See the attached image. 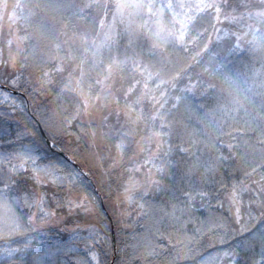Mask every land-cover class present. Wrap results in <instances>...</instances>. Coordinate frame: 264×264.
I'll list each match as a JSON object with an SVG mask.
<instances>
[{"label": "trees", "instance_id": "1", "mask_svg": "<svg viewBox=\"0 0 264 264\" xmlns=\"http://www.w3.org/2000/svg\"><path fill=\"white\" fill-rule=\"evenodd\" d=\"M9 1L23 49L18 73L3 62L0 80L26 96L30 113L21 95L10 94L21 107L0 104V252L13 251L0 264H111L108 217L114 264H264V17L248 12L255 0H207L203 11L196 0ZM91 103L105 112L98 124ZM147 135L158 138L145 160L152 189L123 199ZM26 150L77 181L42 180L17 163ZM76 195L95 200L97 221L73 208ZM94 223L102 235L85 238Z\"/></svg>", "mask_w": 264, "mask_h": 264}, {"label": "rangeland", "instance_id": "2", "mask_svg": "<svg viewBox=\"0 0 264 264\" xmlns=\"http://www.w3.org/2000/svg\"><path fill=\"white\" fill-rule=\"evenodd\" d=\"M218 3V0H215ZM13 1L9 0H1L0 2V42L2 41V34L3 32L6 34V38L9 37V39L5 42V44L0 45V64L5 62L9 65V67L13 68L18 73V65H19V57H20V51L23 49V44L21 37L18 35V30L16 29V24L18 23L20 17L18 15V4L16 2H13L11 6L9 5ZM11 8V9H10ZM248 12L253 13L254 17L262 18L264 15H260L261 12H264V1L263 0H255L252 1L250 7H248ZM226 16L230 15L228 12H225ZM243 14L239 13L236 15L237 18H241ZM5 26V27H4ZM13 31V32H10ZM6 50V54L4 57L3 50ZM109 76L105 78L107 80ZM0 83L4 84L3 80H0ZM19 83V77H14L10 80L11 85H17ZM7 85L8 84H4ZM0 104H9L12 107H21V104L12 98V96L0 89ZM89 111L91 115V120L95 123H100L101 116H105V112L100 109L97 105L94 103H91L89 106ZM100 126V125H98ZM157 137L155 135H147L144 136L142 141L138 144L137 147V153L135 155L136 165L133 168L132 171V178L130 179L129 186L127 188V193L123 196V199L125 197H131L133 194L137 192L147 193L151 191L152 184L154 182L155 176L151 172L150 168L148 167V164L146 163V159L153 155L156 152V148L158 145ZM17 163H19L20 166H26L29 165L30 167H33L34 170L37 171L38 177H40L44 181H59L62 183L70 184L72 181H77L78 175L74 174L73 176H64L61 174V172L56 168H46L45 166H41L37 158L29 153L28 150L21 152L16 157ZM145 161V162H144ZM148 161V160H147ZM127 198V199H128ZM71 205L74 207H81L85 209L89 214L90 218L93 222L97 221V203L95 200L88 196H82V195H76L71 199ZM37 214L41 218L47 217L48 213L43 210L41 205L39 206L37 202ZM120 208V206H119ZM124 211V210H123ZM121 212V211H120ZM93 225V224H92ZM95 227V228H94ZM94 227H92L90 232H88L87 236L85 238H89L91 235H102L100 231H96L98 227L94 223ZM83 229H76L75 236L77 238L82 237L84 234L83 232L79 231ZM13 253V251L5 250L3 252H0V259L10 255ZM94 260L97 262V258L95 255H93ZM207 261V260H206ZM212 262L211 260L207 261Z\"/></svg>", "mask_w": 264, "mask_h": 264}, {"label": "water", "instance_id": "3", "mask_svg": "<svg viewBox=\"0 0 264 264\" xmlns=\"http://www.w3.org/2000/svg\"><path fill=\"white\" fill-rule=\"evenodd\" d=\"M0 88L3 89V90H5V91H7V92H9L10 94H13V95H21V96H23L24 99L26 100L27 110H28V112L30 113V108H29L28 100H27L26 96H25L23 93H21L20 91L13 90V89L9 88L8 86L2 85V84H0ZM35 120H36V119H35ZM36 122H37V124H38V126H39V129H40V132H41V134H42L43 139L46 141V143L49 145V147H50L51 149H53V143H52L51 141H49V139L47 138V136H46V134H45V132H44L42 126H41L40 123L38 122V120H36ZM60 154H61V155H62V156H63V157L69 162V163H71L75 168H77L82 174L86 175L85 171H84V170H83V169H82L77 163H75V162H74L69 156H67V155H66L65 153H63V152H60ZM93 186H94V184H93ZM94 188H95V186H94ZM95 190H96V188H95ZM96 193L99 195V193H98L97 191H96ZM101 201H102L103 209L105 210V208H104V204H103V200L101 199ZM111 230H112V240H113V247H114V256H113V260H112L111 264H114L115 258H116V256H117V248H116L115 237H114V229H113V224H112V223H111Z\"/></svg>", "mask_w": 264, "mask_h": 264}, {"label": "snow or ice", "instance_id": "4", "mask_svg": "<svg viewBox=\"0 0 264 264\" xmlns=\"http://www.w3.org/2000/svg\"><path fill=\"white\" fill-rule=\"evenodd\" d=\"M196 6H197L198 10L203 11L204 7H212V4L211 3H207V0H196ZM219 11H220V9H219V7H217L216 8V12L219 13ZM260 15H264V12H261ZM180 23L183 26L184 20H181ZM183 38H184V32L181 31L178 34L177 39L183 40Z\"/></svg>", "mask_w": 264, "mask_h": 264}]
</instances>
